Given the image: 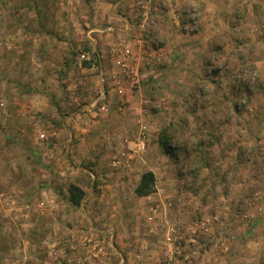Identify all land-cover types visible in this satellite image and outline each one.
<instances>
[{
	"label": "rangeland",
	"instance_id": "obj_1",
	"mask_svg": "<svg viewBox=\"0 0 264 264\" xmlns=\"http://www.w3.org/2000/svg\"><path fill=\"white\" fill-rule=\"evenodd\" d=\"M95 1L0 0V264H167L202 223L190 264H264V0H132L124 36Z\"/></svg>",
	"mask_w": 264,
	"mask_h": 264
},
{
	"label": "crops",
	"instance_id": "obj_2",
	"mask_svg": "<svg viewBox=\"0 0 264 264\" xmlns=\"http://www.w3.org/2000/svg\"><path fill=\"white\" fill-rule=\"evenodd\" d=\"M176 1H178V0H176ZM218 3L220 4V0H218ZM62 4H63V2H62ZM148 5H149L148 7H150V6L151 7H156L155 11L157 13L159 12L157 7H162V5H160L159 3H153V2L151 3L150 0L148 1ZM91 7H114L113 8V12H115L114 15H116L118 18H123L126 21V27L124 29H121L120 27H117L116 25H113L111 27H106L105 30L109 31L111 29H116V31H117L116 33H118V35L122 34L123 36L126 33H130V31H134L133 30V22H132L131 18L129 17L130 16V12L129 13H125V14L124 13H117V12H120V11H118V8H120V7H133L132 0H114L113 2H111L109 0H106V1L97 0L94 3H92ZM100 28L101 27L96 26L93 30H103V29H100ZM172 33H169V35L166 33L165 36H167V37L163 36V43H164V47L162 48L163 51L160 50L161 49L160 48L159 51L154 52V53H156V55H157L156 57H158L159 61L163 60L164 64L160 65L159 67H158V65H156V68H152V67L148 68V71L150 70V72H151L150 74H154V77H158V76L161 75L160 79L158 80V83H160V84H163V79H168L171 75L172 76L176 75V77H174V78L178 77V73L174 74L175 72H177L176 71L177 69H175V72H174L173 69H171L172 67H168L167 65L169 64L170 60L174 59L176 61V60H180V58L183 57V54L180 51V50H182L181 47L184 46L180 42L182 40V38L178 37L179 34H176V32H174V34H172ZM175 35H176V37H175ZM197 43H199V41L195 42V43H192V44H197ZM180 53H181V55H180ZM180 74H183V72L180 73ZM99 75L101 76V73ZM107 79H108V77H107ZM141 90H143V88H141ZM98 100H99V98H97L93 102L94 105L88 104V105H85V106L88 109H91L93 112H95L96 110H95L94 106L98 102ZM85 170L88 171L87 169H85ZM143 197H148V195L147 196H143ZM85 200H86V202H82L81 203V206L83 208H84V206H86L85 203L90 202L87 198ZM92 228H93V226H92ZM108 231H109V229H101L100 228V229H98L97 232H102V233L104 232L105 233V232H108ZM125 263L133 264L130 258H128L127 261L124 262V264ZM143 264H146V263L144 262ZM149 264H151V263H149ZM233 264H236V263L234 262Z\"/></svg>",
	"mask_w": 264,
	"mask_h": 264
},
{
	"label": "built area",
	"instance_id": "obj_3",
	"mask_svg": "<svg viewBox=\"0 0 264 264\" xmlns=\"http://www.w3.org/2000/svg\"><path fill=\"white\" fill-rule=\"evenodd\" d=\"M2 43V39L0 36V44ZM82 58H87V54L83 53L81 55ZM141 140L138 142V151L139 150H144L146 148V136L145 134L142 135L140 138ZM177 226V225H175ZM172 226L171 230L167 232V237H166V244L169 246L168 251H167V256H168V261L167 264H171L174 260H183L185 263H191L192 258L198 254V245L196 244L197 242V237H198V232L199 230H202L205 225L202 223L201 225H196V227L191 226L190 229L192 230L191 232L193 233L191 235V238L188 240L189 245L187 246H182L181 244L179 245H173V233L176 231V227ZM206 229V228H205ZM203 229V230H205ZM99 246V242L95 243V247Z\"/></svg>",
	"mask_w": 264,
	"mask_h": 264
},
{
	"label": "trees",
	"instance_id": "obj_4",
	"mask_svg": "<svg viewBox=\"0 0 264 264\" xmlns=\"http://www.w3.org/2000/svg\"><path fill=\"white\" fill-rule=\"evenodd\" d=\"M87 51H90V49H88ZM83 64L85 66H91L92 59L90 60L85 59V61H83ZM166 135L164 133V137L162 140H160V144L163 146L165 150H168L169 147L167 143L168 141H166L167 138ZM155 191H156V175L152 170L145 171L142 174L141 179L135 188V193L138 196H147L154 193ZM68 192H69V201L72 202L74 205H80L82 199L86 196L85 190L75 183L69 184Z\"/></svg>",
	"mask_w": 264,
	"mask_h": 264
}]
</instances>
